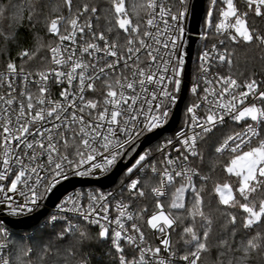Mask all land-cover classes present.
<instances>
[{"label": "snow or ice", "instance_id": "obj_1", "mask_svg": "<svg viewBox=\"0 0 264 264\" xmlns=\"http://www.w3.org/2000/svg\"><path fill=\"white\" fill-rule=\"evenodd\" d=\"M219 3L210 0L204 25L220 37L214 59L229 74L204 77L203 89L193 83L196 100L185 106L181 130L151 148V134L166 130L182 102L191 0H0V206L7 209H0V264H198L213 251L210 264H264V199H250L264 190V81L234 77L229 48L264 51V32L248 23L264 18V0ZM41 24L47 42L34 31ZM42 49L50 56L31 68ZM199 60L209 73V53ZM53 85H66L60 99ZM230 122L241 130L225 132ZM214 130L222 133L215 152L229 156L224 170L237 181L214 185L216 209L204 197L211 177L197 167L200 142ZM119 172L117 192L75 191L42 213L31 234H14L11 218L43 208L64 182ZM149 199L154 210L145 217ZM172 210L190 220L181 228L183 251L171 240L180 227ZM213 211L225 217L218 232Z\"/></svg>", "mask_w": 264, "mask_h": 264}, {"label": "trees", "instance_id": "obj_2", "mask_svg": "<svg viewBox=\"0 0 264 264\" xmlns=\"http://www.w3.org/2000/svg\"><path fill=\"white\" fill-rule=\"evenodd\" d=\"M55 3H62V0H54ZM107 0H74V3H88V4H106ZM141 2V0H140ZM126 6L129 5L130 0H125ZM206 3L210 4V0H206ZM209 4L206 5V11L209 7ZM217 7H220V3L218 0ZM217 12H213V20L216 21L217 19ZM249 26L255 29H258L262 32H264V18L261 17H251L248 21ZM105 21L103 18H101V21L99 25H96L97 27H104ZM203 29L205 31L208 30V36L207 39H205L206 45H209L210 43H213L217 41V36L212 33L211 30L207 29L203 23ZM38 33L40 37L43 38L45 42L49 41L51 37L45 33V29L43 25H37V28L34 30ZM114 35V33L110 34ZM35 41H31L30 46H34ZM235 47L236 52L233 56V67L231 69V74L236 77L238 80H244L246 78H249L251 76H255V78L260 81L264 80V59H261L262 56H264V51L261 49L254 47V46H248V45H229V48ZM49 54L45 50H41L39 55L37 56L36 60L33 61L30 65L31 68L36 69L41 67L40 57L45 56ZM13 57L15 58V53H13ZM6 63V59L3 55H0V69L3 68L4 64ZM225 72L229 73V70L227 67H225ZM225 132H229L228 128L224 129ZM222 139V133L216 132L214 130V133L207 134L205 136V139L202 140L201 143V151L203 159L197 160V167L201 169L204 173L209 175L211 178L207 182V185L205 187V202L211 201L213 209H216L218 207H222L218 205V197L214 193V185L216 183H230L232 185H236L237 181L235 177L229 176L227 172L224 170L227 162L229 161L228 155H219L215 152V146L218 145V143ZM201 183L199 184L200 187ZM235 192V188H234ZM235 195L238 196V194L235 192ZM255 198L257 201L260 199H264V190H258L255 193L250 194V199ZM152 205L151 199L148 201V206ZM143 205H136V207L139 209ZM231 211L239 212L242 210L233 209ZM175 214L180 216V220L178 223L180 224V227H176L174 232H171V240L173 242V245L177 248H180L181 251H183V240L181 239V228L185 225H188L190 223L189 218L185 213L182 212H175ZM213 217H214V229L218 232L221 228L222 223L225 220V217L221 214L220 211H213ZM239 220V215H238ZM197 228H199V224L196 225ZM34 231V229H33ZM14 234L19 237L23 236L21 232L15 231ZM39 238V237H38ZM35 248V246H34ZM214 251L211 257L209 256H202L201 261L198 262V264H210V260L214 258Z\"/></svg>", "mask_w": 264, "mask_h": 264}, {"label": "built area", "instance_id": "obj_3", "mask_svg": "<svg viewBox=\"0 0 264 264\" xmlns=\"http://www.w3.org/2000/svg\"><path fill=\"white\" fill-rule=\"evenodd\" d=\"M160 2H161L162 4H170V3L172 2V0H160ZM237 2H238L239 4L242 5L243 0H237ZM191 3H192V0H191ZM190 10H191V9H190ZM188 19H189V18H188ZM188 19L185 21V40H186V47H187V45H188V35H187V27H188V22H189ZM216 19L218 20V14H217V18H216ZM162 27H163V26L161 25V28H162ZM202 33H206V34H207V33H208V30L205 31L204 29H202V31H201V33H200V35H199L198 41H197V43H196V45H195V52H194V56H193V59H192V62H191L192 64H191V66H190V68H189V77H188L189 80L187 81L186 78H185V82L187 81V83H188V89H187L188 94H187V96H186V99H185L184 103H185L187 100H189L190 103H192L193 101L196 100V97H195V96L191 93V91H190L191 86H192L193 83L198 84V85L200 86V89H203V87H205L204 80H203L204 77H206L207 79H213L214 74H215L217 71H219L221 74H224V75L229 74V73H226V72H225V70H224L225 67L217 68V65L219 64V61L216 60V59H214L213 45L215 44V45L217 46V49H220L221 46H220L219 43H218L220 37L216 35V36H217V41H215V42H213V43H210L209 45H206L205 39H207L208 34H207L206 37H205V36H202ZM196 48H197V49H196ZM197 50H198V52H197ZM186 51H187V49H186ZM205 51H207V52L209 53V63L211 64V71H210L209 73H203V72L201 71V69H200V60H199V57H200V55H202L203 52H205ZM196 53H197V54H196ZM48 54H49V56H50V53H48ZM195 55L198 56V59H197V60H195ZM187 56H188V51H187ZM186 61H187V57H186ZM187 67H188V64H187V62H186V65H185V75H186V72H187ZM260 81H264V80H260ZM50 83H51V81H50ZM65 86H66V85H53L52 88H51V91H52V98H53V99H60V97H59V92H60V91L62 90V88L65 87ZM97 87H100L99 82L97 83ZM182 87H183V86H182ZM209 87H215L217 90H218V88H219V86L216 85V84L209 85ZM33 91H35V89H33ZM201 94H202V93H201ZM89 95H92V94L89 93ZM210 98H211V97H210ZM184 103H183V105H184ZM182 107H183V106H182ZM183 108H184V107H183ZM179 121H180L179 124L176 126V128H175L173 131L162 134V135L160 136L159 139H157L156 141H154V143L151 144V145H149L148 147L155 148L158 144L163 143L166 139H168V138H173V137H174V136H175V135L181 130L182 125H183V122H184V112H183V109H182V113H181V117H180V120H179ZM166 127H167V126H166ZM226 128H228L229 132H232V131H240V130H241V128H240L239 126L234 125V124H232L231 122H230L229 125L225 126V129H226ZM158 131H159V130H158ZM209 134H210V133H209ZM155 143H158V144L154 145ZM172 154H173V156L176 155L174 152H173ZM219 155H221V154H219ZM223 155H227V154H223ZM202 173H203V174H206V173H204L203 171H202ZM110 175H111V174H110ZM206 175H207V174H206ZM123 178H124V173H122V174L119 176V178H118V180H117V183L114 184L113 187L108 188V189H103L102 187H100V186H95V185H87V186H84V187L79 186V187H76V188H73V189L69 190V192H67V193L64 194L63 196H66V195H69V194H73L75 191H90V190H99V191H104V192H106V193H107V192H113V193H115V192H117V191L119 190L120 182H121V180H122ZM78 179H81V178H78ZM84 179H88V178H83V180H84ZM200 183H201V182L197 181V187H199V184H200ZM63 184H64V183H63ZM59 186H60V185H59ZM59 186H58V187H59ZM54 191H55V190H54ZM50 196H51V195H50ZM63 196H62V197H63ZM49 199H50V197H49ZM49 199H48V200H49ZM110 199H111V197H110ZM48 200L44 201V207H47V206H46V203H47ZM59 202H60V200H59L57 203H59ZM57 203H56V204H57ZM114 204H115V201H113V205L110 207V215H111V216H114V215L116 214V213H115ZM44 207H43V208H44ZM0 209H2L3 212H4L5 214L7 213V209H6V208H3V206H0ZM41 209H42V208H41ZM41 209L38 210L37 212L41 211ZM131 210L136 211V210H138V208L136 207V205H134L133 208H132ZM153 210H154V209H153V206H152V205L148 206V211H147V213L145 214V217H147V215L150 214ZM55 211H56V207H55V206L52 207V208L48 207V212H49V213H53V212H55ZM172 211H173L174 213L177 212V210H172ZM37 212H35V213H33V214H30L29 216H32V215L36 214ZM179 212H182V210L179 211ZM29 216H25V217H22V218H11V219H24V218H27V217H29ZM44 219H45V217L42 218L41 222H40L38 225H41V224L43 223ZM129 223H131V222H129ZM138 223H139V224L141 225V227L143 228V226H144V221H143V220H139ZM35 227H36V226H35ZM35 227H34V228H35ZM34 228H32L31 230H28V231H18V230H15V229H13V231H14V232H15V231H18V232H21L23 235H25V234H31V233L33 232V229H34ZM144 230H145L146 235L148 236L149 240H151L153 246H156L157 243H158V239H157L156 237H153V236L151 235V233H150L149 230H147V229H144ZM170 231H171V230H170ZM161 247H162V245H161Z\"/></svg>", "mask_w": 264, "mask_h": 264}, {"label": "water", "instance_id": "obj_4", "mask_svg": "<svg viewBox=\"0 0 264 264\" xmlns=\"http://www.w3.org/2000/svg\"><path fill=\"white\" fill-rule=\"evenodd\" d=\"M191 5H194V12L189 16V22H188V27H187V35H188V45L186 47L188 51V56H187V72L185 75L186 80H189V68L191 66V62L194 56L195 52V45L198 41L199 35L203 29V23H204V16L206 13V0H192ZM187 81L185 82L186 86L182 87V102L181 104L178 105V110L174 112L173 114V120L170 122V125L166 127V130H159L160 134L157 135L156 133L151 134L153 139L151 144L154 143L157 139L160 138V136L164 133H168L173 131L176 126L179 124V120L181 117L182 109H183V103L186 99V96L188 94L187 89H188V83ZM147 139V138H145ZM150 144V145H151ZM149 146V145H148ZM123 172L113 173L111 176L113 177L112 179H107V178H102L99 181L96 180H91V179H74L71 182H64V184L60 185L58 187V190L54 191V195L50 196V199L47 201L46 206L41 209V211L37 212L36 214L29 216L24 219H14L16 220V226L15 230L18 231H28L37 226L44 215H41L42 213H49L48 212V207L52 208L55 206V204L62 198L64 194L69 192V190L79 187V186H87V185H95V186H100L103 189H108L113 187L114 184L117 183V180L119 176ZM36 217H39V219H35Z\"/></svg>", "mask_w": 264, "mask_h": 264}, {"label": "rangeland", "instance_id": "obj_5", "mask_svg": "<svg viewBox=\"0 0 264 264\" xmlns=\"http://www.w3.org/2000/svg\"><path fill=\"white\" fill-rule=\"evenodd\" d=\"M141 2H142V0H141ZM209 3H206V5H208ZM197 49V48H196ZM197 52H198V50H197ZM197 54V53H196ZM198 59V56L197 55H195V60H197ZM188 104H190V101L189 100H187L185 103H184V105H183V107L185 108V106L186 105H188ZM184 108H183V112H184ZM184 119H185V115H184ZM156 144H158V143H155L154 145H156ZM234 195H235V192H234Z\"/></svg>", "mask_w": 264, "mask_h": 264}]
</instances>
